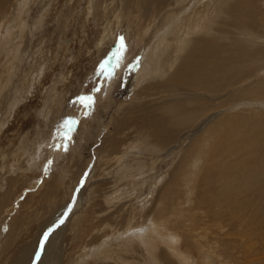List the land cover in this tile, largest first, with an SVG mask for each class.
Wrapping results in <instances>:
<instances>
[{
  "label": "bare ground",
  "instance_id": "bare-ground-1",
  "mask_svg": "<svg viewBox=\"0 0 264 264\" xmlns=\"http://www.w3.org/2000/svg\"><path fill=\"white\" fill-rule=\"evenodd\" d=\"M7 1L9 0H0V19L3 14L9 13L6 10V4H9ZM109 1L86 0L88 16L98 18V23L104 29L116 28L120 24L121 11H124V16L126 11L133 13L135 3L140 1L142 6L146 5V30L151 31L149 28L152 24L159 30L155 33L156 41L150 46H157L153 53L158 60L159 70L157 73H150L152 77L148 79L140 81L143 76L136 78L139 87L135 92L134 102L120 107L118 112L112 114L110 124L116 125L117 131L114 134L119 137L108 135L100 148L101 155L106 154L98 160L94 179L88 183V206L79 210L75 219H70V239L62 235L60 230L55 239L51 240L53 246L51 242L47 244L38 264H51L54 253L55 256L68 254L70 264H100L103 258L109 259V264L110 261L115 264H188L180 254L172 253L177 251L179 241L175 228L182 229L185 238L181 249L183 253H198L202 264H231L227 246H232L222 239L219 241V231H216L217 235L212 232L206 221H209V216L216 214L211 212L213 207H227L230 195L244 193L256 200V195L264 193V181L259 178L254 182L253 177V171L257 172V165L264 163V118L247 121L246 114L239 112L240 114L234 115L233 111L240 105L261 107L260 99H264V78L259 81V72L264 69V0H206V4L199 3L194 7L191 0H119L120 7L114 9H110ZM115 2L118 3V0L112 1ZM41 4L45 10L50 7L45 1ZM68 5L70 6V2ZM20 9L13 3L8 19L21 16ZM111 10L113 16L109 15ZM132 15L135 29L131 27V33L140 36L147 44L150 40L144 39L147 36L139 30L144 16ZM205 15L207 19L201 24ZM170 20L174 25H169L171 28L167 30L164 24ZM157 21L160 22L159 25ZM201 28H204L203 33H200ZM28 37H31L30 33L20 30L16 33L15 40L23 42ZM185 41V46L181 48L180 45ZM130 42L132 43L131 40ZM18 48L19 45L14 50ZM254 81L257 83L249 84ZM4 84L6 86V82ZM256 110L251 111V114H255ZM213 140L215 144L212 146ZM224 143L226 144L222 146ZM152 146L155 149L176 148L184 155L175 167L168 166L165 162L167 157L163 155L156 163L163 169H154L156 165L149 166L143 157ZM24 149H20L21 153ZM78 153L74 157L77 163L83 157L81 151L79 156ZM216 155H220V158L216 159ZM128 158L131 159L129 163L125 160ZM205 158L209 160L196 184L195 178L199 177ZM83 170L81 167L80 174ZM196 171L197 175L194 177ZM261 173L264 174V169ZM173 177L176 179L175 186H180L186 197L174 200L172 205L166 200L159 201L163 208L157 212L153 205L157 200L156 193L165 191L168 179ZM70 181L64 182L65 188ZM51 189L50 195L53 198L54 185ZM209 192L210 196L207 197ZM60 193L57 198L55 194L47 204L52 202L51 205H56L55 201ZM106 193H112V201H107ZM119 195L121 198L125 196L126 204L133 196L132 202L136 206L125 220L112 224L105 220L102 213L104 208L101 209V206L111 204L110 208H119ZM237 201L240 202L241 198L238 197L234 203ZM175 203L190 208L177 214L164 211L166 208L171 209ZM96 207L100 210H96ZM91 215H94V219L99 218L98 222L91 223ZM258 215L260 223L264 224V209L258 211ZM109 225L118 227L117 230L110 227L113 240L116 235L121 237L116 241L118 244L114 242L109 245L108 237L97 244L98 239L108 231ZM39 229L41 232L45 228L42 225ZM211 236L213 242H209ZM188 238L197 240L194 246L189 245ZM249 240L245 245L253 247V240ZM37 243L38 239L26 243L24 249L27 250L23 254L22 264L31 261ZM218 243L224 249L221 254L215 249ZM163 247L165 250H162ZM56 248L59 250L53 251ZM124 255L129 259L124 260ZM133 258L136 262L132 261ZM249 264L264 263L255 261Z\"/></svg>",
  "mask_w": 264,
  "mask_h": 264
},
{
  "label": "rangeland",
  "instance_id": "rangeland-1",
  "mask_svg": "<svg viewBox=\"0 0 264 264\" xmlns=\"http://www.w3.org/2000/svg\"><path fill=\"white\" fill-rule=\"evenodd\" d=\"M40 1L9 0L7 1L9 4H6V10L9 13L3 14L0 19V88L2 90L0 126H3V130L0 131V200H2L0 201V264H22L23 254L27 250L24 246L36 239L38 243L35 252L31 261L27 263L38 264L47 244L55 239L60 230L62 235L70 239L71 235L68 234L70 219L73 217L75 219L78 216L77 212L83 207L87 208L90 198L87 197L90 190L88 183L94 179V169L98 160L106 154L101 155L102 149L100 148L109 137L108 135L111 134L110 137L114 138L119 137L114 134L117 131L116 125L110 124L112 114L118 112L120 107L134 102V95L139 87L136 78L143 76L144 78L140 81L148 79L152 77L150 73L154 71L157 73L159 70L158 60L153 53L157 46L153 45L150 48L156 41L155 33L157 34L159 30H156L157 26L152 22V27L149 28L152 32L146 30L148 16L144 13H147V7L142 6L140 1L135 3L133 13L126 11V16H124V11H121L120 24L113 29L102 28L101 23L97 21L98 18L88 16L86 0H42L50 5L46 10L42 8V1ZM112 1L108 2V5L111 3L110 9L120 7L119 0L118 3H112ZM191 2L192 7L199 3L206 4V0H191ZM13 3L21 8L19 10L21 16L9 20L8 16L13 10ZM132 14L144 16V22L139 30L147 36L144 39L150 40L147 44L141 40L140 36L131 33L132 28L135 29ZM109 15L113 16V10ZM58 17H60L59 20ZM206 19L205 15L201 24ZM112 20L115 19L112 18ZM171 22L172 20L164 24V28L170 29L169 25H174ZM5 23L8 25L6 26ZM159 23L157 21V25ZM19 26L21 28H18ZM159 29L161 31V27ZM203 29L201 28L200 33H203ZM20 30L23 32L26 30L31 37L23 42H17L15 35ZM21 35L22 33L19 38ZM121 38L124 43L123 49ZM185 44L186 41L180 45L181 48ZM18 45L19 48L14 50ZM104 64H107V71L102 73L100 69ZM259 73H261L259 78L261 81L264 78V69ZM62 77H64L63 82ZM254 83L257 81L249 84L254 85ZM88 97L93 103L86 108L80 103V99ZM260 101L261 107H242V105L236 107L233 109L234 115L242 112L246 114L247 121L264 118V99ZM255 109L257 112L251 114ZM69 122H71L70 125ZM131 122L134 123V121ZM214 140L212 146L215 144ZM20 149H24V152L21 153ZM80 151L83 157L77 163L74 157L78 152L79 156ZM163 155L167 157L166 164L175 167L184 154L176 148L155 149L152 146L147 155L143 157L149 166L156 165L154 169H163L156 164ZM219 158L220 155H216V159ZM125 160L128 163L131 162L130 158ZM208 160L207 158L203 160L205 161L204 167L199 177L195 178L196 184L199 183V178ZM81 167L84 170L80 174ZM262 169H264V163L257 165L255 169L257 172L253 171L254 182L259 178L264 181ZM152 172L154 174V170ZM196 175L197 171L194 177ZM69 180H71L68 183L69 186L65 188L64 182ZM175 181L174 177L169 178L165 191L160 190L156 193L157 200L153 205L157 208V212L163 208L159 201L166 200L172 205L174 200L186 197L182 188L175 186ZM53 185L56 198L61 192L55 201L56 205H51L52 202L47 204L48 200L55 196L54 194L52 198L50 195ZM112 193H106L108 194L107 201H112L110 196ZM203 193L205 195L206 190ZM238 197L241 201L234 203ZM124 198L125 196L120 199L121 202L117 209L110 208L111 204L101 206V209L104 208L102 213L107 222L117 223L130 215L136 203L132 202L133 199L130 197L128 205ZM205 199L209 200V198ZM177 203L170 207L171 209L166 208L164 211L177 214L190 208L182 205L181 207ZM263 209L264 193L256 195V200L244 193L230 195L227 207L212 208L211 212L216 214L209 216L206 224L212 232L219 231V235L216 232L219 241L222 239L232 246L231 248L227 246L229 250L227 255L231 256V264H249L255 261L264 263V224L260 223L258 215V211ZM96 210L99 211V207H96ZM186 216H189L188 213ZM212 219L214 222H211ZM215 219L221 224H218ZM98 220L99 218L94 219V215L89 218L91 223H96ZM42 225L45 229L40 232L39 228ZM110 227L114 230L118 229L115 225H109L108 231L98 239L97 244H100L99 242L106 237L110 238L109 241L107 240L109 245L114 242L118 244L116 241L121 237L116 235L113 240ZM174 232L178 235L179 241L177 251L172 253L180 254L182 260L188 264L190 262L191 264H202L198 253L181 251L182 244H185L182 229L175 228ZM47 233L50 234L45 241L44 236ZM209 238V242H213V236ZM249 238L254 242L253 247L245 245L246 242L247 244L250 242ZM158 240L161 239L158 237ZM195 241H197L195 238L187 239L191 246H194ZM42 243L43 250L41 249ZM221 246L222 244L218 243L215 247L219 254L223 253L221 250H224ZM55 250L59 249L56 248L53 251ZM162 250L165 248L163 247ZM162 254L166 255L165 252ZM52 255L51 264H70L68 254L55 256L54 253ZM191 257L192 260H189ZM124 258V260L129 259L126 256ZM103 259L100 264H109V259L105 258V261ZM132 261L136 262V259L133 258ZM110 264L115 263L110 261Z\"/></svg>",
  "mask_w": 264,
  "mask_h": 264
},
{
  "label": "snow or ice",
  "instance_id": "snow-or-ice-1",
  "mask_svg": "<svg viewBox=\"0 0 264 264\" xmlns=\"http://www.w3.org/2000/svg\"><path fill=\"white\" fill-rule=\"evenodd\" d=\"M121 48L122 49L124 48L123 38H121ZM100 71L102 73L103 72H106L107 71V64L101 65ZM80 103L83 104L87 108V107H90L91 106V104L93 103V101H92V99L90 97H88V98H81L80 99ZM70 123L71 122H69V125H70ZM49 234L50 233L45 234V236H44V240L45 241H47ZM41 249L43 250V243L41 244ZM37 258H39V254H37Z\"/></svg>",
  "mask_w": 264,
  "mask_h": 264
}]
</instances>
